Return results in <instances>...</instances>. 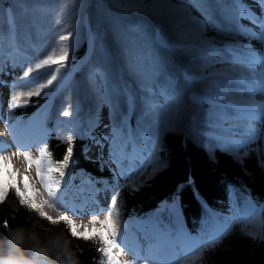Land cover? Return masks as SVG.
<instances>
[{
	"label": "rangeland",
	"instance_id": "obj_1",
	"mask_svg": "<svg viewBox=\"0 0 264 264\" xmlns=\"http://www.w3.org/2000/svg\"><path fill=\"white\" fill-rule=\"evenodd\" d=\"M90 2L0 0V142L6 146L0 155L12 157L13 169L19 170L17 180L21 190L23 176L27 175L38 193L37 202L49 201L44 205L45 212L55 218L66 210L57 207L48 196L36 175L35 165L29 167L22 155L12 156L27 150L33 158H38L39 148L45 146L49 131L39 125L15 131V121L20 116L13 114L14 109L10 112L7 106L14 85L20 91L34 90L19 85L35 78L34 86L38 87L56 75L53 84L39 96L30 97L27 104L34 97L52 98L49 116L52 129L63 139L69 134H85L89 139L87 155L106 162L115 175L110 181H94L105 185V192L93 193L90 188L93 181L83 172L78 173L77 181L61 183V187L72 193V208L82 213L73 215L67 210V214L77 224H87L89 229L92 227L88 223L92 219L90 213L108 206L114 189L119 191L124 184L134 181L144 184L149 175L152 178L165 166L161 154L165 133L182 134L210 153L216 149L232 153L230 145L210 136L215 131L214 114L220 111L217 105L232 104L244 109L264 105V92L256 87L249 96L234 79L238 74H247L248 69L234 59L230 50L251 48L264 54V41L238 35L232 22L233 0H97L93 14L97 28L93 32L89 26L93 19L88 17ZM242 2L260 14L256 0ZM240 23L259 36V31L247 20ZM62 35H68L69 39L60 41ZM64 46L68 48V57L59 73L52 72L56 67L53 64L25 80L24 73L29 66L53 52L59 55ZM86 47L88 59L79 68ZM236 54L244 55L242 51ZM255 70L264 71L259 65ZM249 84H256L251 76ZM65 110L71 116L65 117ZM229 114L234 111L229 110ZM238 123L245 126L249 121ZM251 125L264 133V122L259 118L252 120ZM114 132L131 142L128 158L120 162L112 155ZM28 138H38L42 144L17 147V143L25 145L21 141ZM253 148L264 160V139L247 145V152ZM240 155L244 156L243 150ZM98 194L103 198L102 203H91V197L95 200ZM248 207L250 218L245 216L242 220L249 221L255 233L259 220L254 218L252 202ZM102 218V215L97 217ZM158 220L148 222L147 226L139 223L129 227L120 223V234L127 244L119 257L121 264H159L155 261L156 255H162L163 245H169L170 232L174 229L159 228L161 221ZM147 227L155 234L154 239L149 237V231L145 232ZM223 227L222 224L212 226L195 238L181 229L180 237L175 238H185L188 244H193L192 251ZM149 245L156 246V254H148ZM198 256L199 253L192 257L180 255L172 264H191Z\"/></svg>",
	"mask_w": 264,
	"mask_h": 264
},
{
	"label": "trees",
	"instance_id": "obj_2",
	"mask_svg": "<svg viewBox=\"0 0 264 264\" xmlns=\"http://www.w3.org/2000/svg\"><path fill=\"white\" fill-rule=\"evenodd\" d=\"M90 3L88 17L93 19L89 25L93 32L97 28L93 15L97 0ZM87 59L86 47L79 68ZM176 59L180 60L179 57ZM52 106V98L34 97L30 104L15 108L13 114L20 116L15 121V131L35 125L49 131L44 144L52 159L58 162L66 154L68 143L52 129L49 117ZM162 145L165 166L144 184L134 181L119 189L123 201L120 223L131 227L160 218L159 228L168 226L175 232L185 229L192 237L205 234L212 226L228 224V235L214 251L204 252L203 264H264V160L259 152L255 148L250 149L239 162L228 151L216 149L210 153L204 146L175 132L165 133ZM88 147L87 136L75 133L73 156L62 182L77 181L79 172L93 181L114 179V172L106 162L87 156ZM130 149L131 145L126 151ZM133 186H136L135 191ZM249 201L257 208L259 220L255 238L241 233L242 229L253 232L252 224L242 220V215L247 214ZM237 214L241 219L233 223ZM5 221L7 228L2 226ZM17 227L34 231L41 237L63 233L71 240L80 264H101L104 259L97 251L99 245L96 241L71 237L63 222L51 225L34 209L21 205L19 197L10 189L5 200L0 202V240ZM198 258L191 264H197Z\"/></svg>",
	"mask_w": 264,
	"mask_h": 264
},
{
	"label": "snow or ice",
	"instance_id": "obj_3",
	"mask_svg": "<svg viewBox=\"0 0 264 264\" xmlns=\"http://www.w3.org/2000/svg\"><path fill=\"white\" fill-rule=\"evenodd\" d=\"M256 3L259 6V15L243 4L242 0H233L231 5L232 22L237 29L238 35L247 39H259L260 41H264V0H256ZM241 20H247L253 27H255L260 33L259 36H257V33L252 31L251 28L241 24ZM68 39V35H62L59 37L60 41H67ZM230 51L233 53L234 59L245 64L248 69L247 74H238L234 79L244 87V90L249 96L253 94L256 87L264 92V71L257 73L255 70L256 65H259L264 69V54L257 53L251 48L232 49ZM241 51L244 53L243 56L236 54ZM67 57L68 48L67 46H64L60 50L59 55L53 52L45 58L40 59L38 62H35L32 66H29L24 73L25 80L31 77L33 73H37L38 75L41 69L51 67L53 64H55L56 67L51 69L52 72L59 73L60 68L65 66ZM249 76L255 79V86L249 84ZM56 79V75H51V78L48 79L46 83H42L38 87L34 86L35 78L30 82H25L19 85V87L22 88L33 87L34 90L20 91L17 90L18 86L14 85L7 105L9 111L11 112L12 109L24 106L32 96H39L41 91L52 85ZM229 79L233 78L229 77ZM217 107L220 108V111L214 114L216 121L215 131L211 133L210 136L221 144L230 145L231 151L237 161L242 162V157L240 155L241 150L244 151V155H247V145L256 140L264 139V133L257 131L251 125V121L257 118L264 122V105L252 109H244L232 104L217 105ZM229 110H233L234 114L230 115ZM63 115L69 117L71 116V112L65 110ZM242 120H247L249 123L245 126H240L238 122ZM236 137H239V139ZM64 139L67 141L68 147L63 159L58 162L52 159V154L48 151L46 145L39 148L38 158H33L27 150L12 153V156L22 155L29 167L35 165L36 175L40 179L44 189L47 191L48 196L59 197L60 201H63L64 198V192L61 191V182L65 177V169L69 167L73 156L74 135L69 134ZM129 145H131L130 141L126 142L120 138L118 132H114L112 155L117 159V162L128 158L126 149ZM17 147L27 148L28 145L17 143ZM5 149L6 146L0 142V152ZM133 150L135 151L134 146ZM11 159V156L6 157L0 155V202L5 200L10 189L14 190L15 195L19 197V203L21 205H27L29 209H34L40 217H43L51 225L55 226L63 222L71 237L83 239L85 241H96L99 245L97 251L101 253L104 258L101 261V264H121L119 257L127 248V244L120 234V216L123 201L119 191L115 189L112 191L110 204L108 206L100 207L97 211L90 213L92 219H90L88 223L91 224L92 227L89 229L87 224H77L72 217L67 214V210L61 211L55 218L45 212L44 205L49 204V201L44 200L42 203L37 202L36 197L38 193L30 183L27 175L23 176V190H21L19 186L20 181L17 180L19 170L13 169ZM154 172L155 169H153V174ZM120 174H124L123 170ZM149 178H151V175H149ZM132 190L135 191L136 187L133 186ZM71 211L73 212V215L82 214L79 213L75 207H73ZM100 215H102L103 218L97 219ZM240 219L241 217L237 214V216L233 217L232 222L235 223ZM97 224L99 225L98 227ZM2 226L7 228V221L3 222ZM81 227L83 228V231L79 230ZM228 233L229 226L214 231L198 248L186 253V256L192 257L194 253H199L197 264H203L204 252L214 251ZM241 233L255 238L253 232L246 231L245 229H242ZM262 234H264V222H262ZM129 251L131 250L129 249Z\"/></svg>",
	"mask_w": 264,
	"mask_h": 264
},
{
	"label": "clouds",
	"instance_id": "obj_4",
	"mask_svg": "<svg viewBox=\"0 0 264 264\" xmlns=\"http://www.w3.org/2000/svg\"><path fill=\"white\" fill-rule=\"evenodd\" d=\"M0 264H80L72 242L63 233L41 237L17 227L0 240Z\"/></svg>",
	"mask_w": 264,
	"mask_h": 264
},
{
	"label": "bare ground",
	"instance_id": "obj_5",
	"mask_svg": "<svg viewBox=\"0 0 264 264\" xmlns=\"http://www.w3.org/2000/svg\"><path fill=\"white\" fill-rule=\"evenodd\" d=\"M21 143H24L25 145H32L33 143L37 144L38 146L42 144V140L38 139V138H28V139H25L23 141H21ZM29 153L31 151H28ZM90 188H91V191L94 193L95 191L97 192H101V191H107L106 189V186L103 185V184H96V183H91L90 184ZM61 191L64 192V198H63V201H60L59 197H52V201L54 202V204L57 206V207H63L64 209L66 210H71L72 209V206L70 204L71 201H73V196H72V193L69 191V190H66L64 187H61ZM102 194V193H101ZM92 195V194H91ZM90 195V197H91ZM91 200L93 202L91 203H95L94 201H97V202H101L103 201V198L101 197L100 194H98V197H96V199L94 200L93 197H91ZM185 241L186 239H181L179 242H182L183 243V246H185ZM189 245L187 246V248H189ZM156 246H153V245H149V251H148V254H156ZM152 256V255H151ZM157 259H155L156 262H158L159 264H172V262L174 261L171 257H169L168 255H165V253H162V255H156ZM150 258V257H149ZM158 258H161V259H158ZM154 259V258H153Z\"/></svg>",
	"mask_w": 264,
	"mask_h": 264
}]
</instances>
